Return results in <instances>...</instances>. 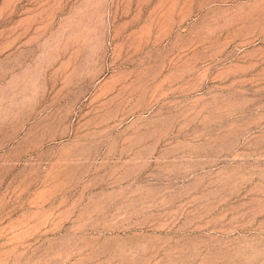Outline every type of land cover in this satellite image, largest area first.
Wrapping results in <instances>:
<instances>
[{"label":"rangeland","instance_id":"374dc122","mask_svg":"<svg viewBox=\"0 0 264 264\" xmlns=\"http://www.w3.org/2000/svg\"><path fill=\"white\" fill-rule=\"evenodd\" d=\"M0 264H264V0H0Z\"/></svg>","mask_w":264,"mask_h":264}]
</instances>
